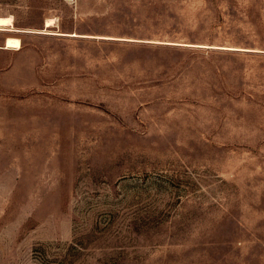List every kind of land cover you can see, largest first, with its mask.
<instances>
[{
  "label": "rangeland",
  "instance_id": "374dc122",
  "mask_svg": "<svg viewBox=\"0 0 264 264\" xmlns=\"http://www.w3.org/2000/svg\"><path fill=\"white\" fill-rule=\"evenodd\" d=\"M0 16V264H264V0Z\"/></svg>",
  "mask_w": 264,
  "mask_h": 264
},
{
  "label": "bare ground",
  "instance_id": "6f19581e",
  "mask_svg": "<svg viewBox=\"0 0 264 264\" xmlns=\"http://www.w3.org/2000/svg\"><path fill=\"white\" fill-rule=\"evenodd\" d=\"M9 25H11L10 17L0 16V30L1 29H7L6 26H9ZM45 25L50 26L51 23L49 21H47Z\"/></svg>",
  "mask_w": 264,
  "mask_h": 264
}]
</instances>
